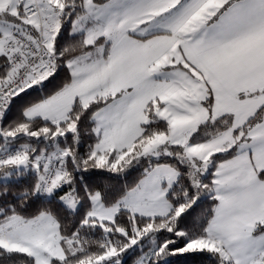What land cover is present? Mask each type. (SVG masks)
I'll return each mask as SVG.
<instances>
[{
	"label": "snow or ice",
	"instance_id": "1",
	"mask_svg": "<svg viewBox=\"0 0 264 264\" xmlns=\"http://www.w3.org/2000/svg\"><path fill=\"white\" fill-rule=\"evenodd\" d=\"M129 262L264 264V0H0V264Z\"/></svg>",
	"mask_w": 264,
	"mask_h": 264
},
{
	"label": "trees",
	"instance_id": "2",
	"mask_svg": "<svg viewBox=\"0 0 264 264\" xmlns=\"http://www.w3.org/2000/svg\"><path fill=\"white\" fill-rule=\"evenodd\" d=\"M100 183L101 184H105V183H114L113 181H105V180H101L100 181ZM207 205H205V207H206ZM129 264H130V262H129Z\"/></svg>",
	"mask_w": 264,
	"mask_h": 264
}]
</instances>
